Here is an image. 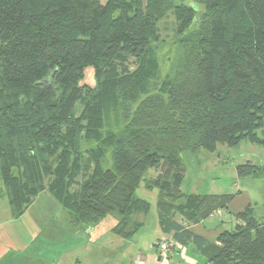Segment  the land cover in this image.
Here are the masks:
<instances>
[{"label":"trees","instance_id":"16d2710c","mask_svg":"<svg viewBox=\"0 0 264 264\" xmlns=\"http://www.w3.org/2000/svg\"><path fill=\"white\" fill-rule=\"evenodd\" d=\"M201 2L196 21L195 9L176 0H0V179L15 217L47 191L77 226L92 230L112 213L126 223L147 212L134 190L161 161L165 169L144 183L158 189L161 231H173L179 244H204L186 225L226 215L235 193H182V154L243 139L264 147V0ZM168 11L181 34L169 72L157 80L150 56ZM88 66L93 88L79 83ZM116 110L123 127L92 135ZM86 139L96 144L90 161L80 160L88 167L78 161ZM236 171L264 176V165L245 162ZM83 172V181L72 178ZM234 217L240 222L218 234V246L204 248L207 262L264 264V212L247 205Z\"/></svg>","mask_w":264,"mask_h":264},{"label":"rangeland","instance_id":"374dc122","mask_svg":"<svg viewBox=\"0 0 264 264\" xmlns=\"http://www.w3.org/2000/svg\"><path fill=\"white\" fill-rule=\"evenodd\" d=\"M100 1L104 3L106 0ZM176 3L193 7L196 11V21L200 20L199 16L204 12L201 0H176ZM177 26L174 11L166 12L157 20L159 41L153 44L154 52L150 56L154 62L152 70L157 72V80L169 72L171 62L174 61L177 40L181 34ZM192 27L190 26L189 30ZM136 65L137 60L130 57L129 69L134 70ZM79 83L88 88L95 87L96 79L91 66L83 71ZM140 98L141 96H138L136 102ZM107 105L114 109L113 101ZM124 122L123 114H119L118 110L116 113L111 111L95 124L91 134H97L101 138L107 137L109 132L119 131ZM260 132L261 130L257 131L258 134ZM95 145L93 140H84L81 149H85L87 154L83 153L85 156L80 154L78 161L87 159L89 149H95ZM106 154L103 160H108L109 154L108 152ZM182 161L185 173L180 189L183 193L201 195L243 192V195L235 200L232 206L234 209H238L248 197L254 205L256 214L264 212V176L256 174L240 177L236 171L237 165L245 162L263 166V146L244 139L235 146L218 143L212 152L201 149L194 156L184 153ZM82 164L85 167L92 165L87 160L81 161L80 165ZM165 166L164 162L161 165V161H158L156 166L148 168L134 190L136 198L144 199L148 203L147 212L137 211L126 223L120 215L112 213L100 220L92 230L75 225L68 216V211L47 191L39 193L31 205L21 215L15 217L7 197H4L5 189L0 179V222L4 221L6 225L14 227L10 231L0 229V247L8 250L6 264H18L20 256H30L31 261H36L35 264H137L140 256L146 258L144 264L152 263L153 244L160 237L156 208L158 189L146 188L144 183L164 170ZM87 174L88 172L78 173L72 178L83 181ZM73 189L79 188L74 186ZM177 198L171 202L172 208L179 205ZM222 220L224 223L227 221L223 227L229 230L239 221L229 213L224 215ZM125 231L130 232V235L124 233ZM6 236L10 238H4ZM173 256H169L168 263L164 261L163 264H174L171 258Z\"/></svg>","mask_w":264,"mask_h":264},{"label":"crops","instance_id":"0c3cea01","mask_svg":"<svg viewBox=\"0 0 264 264\" xmlns=\"http://www.w3.org/2000/svg\"><path fill=\"white\" fill-rule=\"evenodd\" d=\"M182 184V183H181ZM181 190V189H180ZM182 192V191H181ZM183 193V192H182ZM212 194H216V193H212ZM243 192H239V193H235L233 199L230 201V203L228 204V209L225 210L226 214H230L233 216V218L235 219L234 215L236 212L241 211L243 208H245L247 205H253L250 202V199L247 197V199L243 202V204L238 208V209H234L232 206L235 202V200L239 197L242 196ZM254 206V205H253ZM157 208V206H156ZM6 210V209H5ZM223 211V210H222ZM3 214L4 213V208H3ZM158 217V214H157ZM224 216H218L216 214V212H213L211 215H209L207 218L197 222V223H193V224H188L186 225V227L188 228V231H192L194 233H197L203 240H204V244L201 243L200 244H195L194 242L190 241L189 243L182 245V249L181 250H176L173 253V257L172 258V262H174V264H199V263H204V264H211L210 262H207V255L205 254V250L204 248L207 245H216L218 246V242L216 241V238L218 236V234L224 230L225 228L223 227L224 225L226 226L227 221L222 220ZM20 218V217H19ZM17 218V219H19ZM177 221L180 222L182 221V219L179 216H176ZM16 219V218H14ZM238 221V220H237ZM240 221L236 222L235 224L239 223ZM140 224V223H139ZM157 224H158V228L160 230V234H159V238L157 239V241L153 244L154 247V261L149 264H163V261H161L162 259H159V255L156 251V246L157 243H159L162 240H168V239H174V232L173 231H169V232H162L158 223V219H157ZM235 226V225H234ZM0 229L2 230H6V231H10L13 230L14 227L12 226H8L6 225V222L1 221L0 222ZM6 239H9L10 236H6L4 237ZM7 254H8V250L4 249L3 247H0V264H6L8 263L7 260ZM146 261V258L144 256H140L139 260L137 261V264H144ZM18 264H35L36 261H31L30 256L29 257H19Z\"/></svg>","mask_w":264,"mask_h":264},{"label":"built area","instance_id":"2783aa9c","mask_svg":"<svg viewBox=\"0 0 264 264\" xmlns=\"http://www.w3.org/2000/svg\"><path fill=\"white\" fill-rule=\"evenodd\" d=\"M221 211H217L216 214L219 215ZM182 245L178 242L173 241L172 239L168 240H162L159 243H157L156 251L159 255V257L164 261L168 263V258L171 256L174 251L181 250Z\"/></svg>","mask_w":264,"mask_h":264}]
</instances>
